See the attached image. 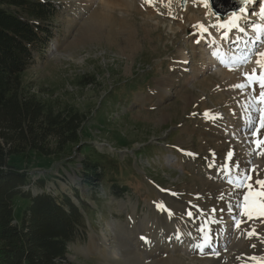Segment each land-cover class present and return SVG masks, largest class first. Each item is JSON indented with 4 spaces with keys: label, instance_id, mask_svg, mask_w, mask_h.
<instances>
[{
    "label": "rangeland",
    "instance_id": "1",
    "mask_svg": "<svg viewBox=\"0 0 264 264\" xmlns=\"http://www.w3.org/2000/svg\"><path fill=\"white\" fill-rule=\"evenodd\" d=\"M41 1L56 10L49 20L54 32L23 76L37 93L87 111L83 140L119 160L104 169L112 180L104 178L98 190L77 174L82 155L74 164L36 156L12 160L33 180L45 178L44 189L53 195L66 193L78 204L76 192L86 201V241L71 243L67 259L74 264H264V215L236 223L230 211L217 210L225 206L220 199L227 188L218 180L224 182V165L253 166L249 182L257 190L254 181L264 180V144L246 140L264 141V103L257 88L264 79L259 66L264 57L258 55L264 51V0H253L249 12L251 0L246 1L243 12L229 13L223 21L204 0H160L174 2L171 13L141 0H118L121 7L109 10L101 0ZM242 16L236 27L225 24ZM246 16L247 30L241 25ZM94 75L95 85L84 83ZM114 185L127 192L119 197L110 188ZM26 202L15 200L17 220ZM166 214L188 235H171L164 227ZM213 229L222 232V248L209 247L219 242ZM196 236L206 252L196 249Z\"/></svg>",
    "mask_w": 264,
    "mask_h": 264
},
{
    "label": "trees",
    "instance_id": "2",
    "mask_svg": "<svg viewBox=\"0 0 264 264\" xmlns=\"http://www.w3.org/2000/svg\"><path fill=\"white\" fill-rule=\"evenodd\" d=\"M54 17L49 2L0 0V264H74L67 259L68 246L87 237L86 201L76 192L78 204L66 193L46 191V179L33 180L14 158L36 156L74 164L82 155L77 174L96 190L109 174L104 169L119 161L83 140L87 111L47 92L37 93L23 76L35 65V52H45ZM84 83L95 85V75ZM110 188L119 197L127 192L124 187ZM17 199L27 201L19 220L14 212Z\"/></svg>",
    "mask_w": 264,
    "mask_h": 264
},
{
    "label": "crops",
    "instance_id": "3",
    "mask_svg": "<svg viewBox=\"0 0 264 264\" xmlns=\"http://www.w3.org/2000/svg\"><path fill=\"white\" fill-rule=\"evenodd\" d=\"M224 167L226 168V170H221V172L225 171V177H224V182L219 180V184L220 185H225L227 188V191L221 195L223 196V199H220V203L224 204V208L222 209L221 207L217 208V210H222L226 213L229 214L228 211L231 212V217L236 223H241V221H249L251 218H257L258 216L262 215L260 213V204L261 201L259 199L256 198H250V200L247 202V207H248V214H246L245 211V201H244V194H247V188L246 186H240L241 184V177L243 176V174L245 172H247L250 176L252 175V170H253V166L250 165H246V164H242L241 166H236V165H229L226 164L224 165ZM224 176V175H222ZM232 180L234 181L233 184H229L228 181ZM247 183H250L249 181H247ZM254 189L257 190L258 187L254 186ZM219 189V188H218ZM232 192H234L232 194ZM232 195V196H231ZM232 204V207H231ZM259 209V210H258ZM253 210H255L253 212ZM215 210H213V212H215ZM162 217L165 219L166 222V226H164L168 232L171 235H182L187 233L186 231H183V227L181 226H176L175 224H173L175 221H173L174 219L169 215H162ZM153 223H151L150 225H152ZM130 227V224L128 225ZM163 226V225H162ZM162 227V228H164ZM149 228H151V226H149ZM162 231V230H160ZM166 234V233H165ZM162 235V234H160ZM188 235V233H187ZM163 236V235H162ZM181 237V236H180ZM182 238V237H181ZM200 242V239H199ZM198 242V243H199ZM200 244L198 245V248H201L202 251H204L203 249L205 247H199ZM243 246H245V244H243Z\"/></svg>",
    "mask_w": 264,
    "mask_h": 264
},
{
    "label": "snow or ice",
    "instance_id": "4",
    "mask_svg": "<svg viewBox=\"0 0 264 264\" xmlns=\"http://www.w3.org/2000/svg\"><path fill=\"white\" fill-rule=\"evenodd\" d=\"M204 6L208 7V0H204ZM240 11L243 12L244 9L241 8ZM260 12L262 15H264V7L260 8ZM201 27H203V25H201ZM258 55L261 57H264V53H258ZM257 63H259V61H257ZM237 87H242V85H237ZM259 87L261 89V91H260V98H261L260 102L264 103V79L261 80ZM206 115H207V113H206ZM260 125L262 128H264V112H262V115H261ZM256 143H257V146H259L260 144H264V141L257 140ZM251 180H252V177L247 172H245L243 174V176L241 177L240 186H246V188H247V194H244L246 214H248L247 202L250 200V198L254 197V198L259 199L261 201V204H260L261 214L264 215V180L257 179L254 181L255 185H259V190L254 189L253 183H247V181H251ZM228 183L233 184L234 181L229 180ZM222 195H223V193H222ZM158 207H160L162 211L166 210L163 205H159ZM186 214L188 216H191L192 212L189 211ZM237 226H239V225L237 224ZM145 242L147 243L148 241H145Z\"/></svg>",
    "mask_w": 264,
    "mask_h": 264
},
{
    "label": "bare ground",
    "instance_id": "5",
    "mask_svg": "<svg viewBox=\"0 0 264 264\" xmlns=\"http://www.w3.org/2000/svg\"><path fill=\"white\" fill-rule=\"evenodd\" d=\"M141 2H143V3H145L146 5H148V6H150V7H154V8H157V9H160V8H162L163 6H166V10L169 12V13H171V11L173 10V7H172V5L174 4V2H173V4L171 3V2H168L166 5H164V4H162V2L160 1V0H141ZM209 2V1H208ZM251 2H253V0H251L250 2H249V4H248V7H247V10L249 9V5L251 4ZM101 3H102V5L105 7V8H107L108 10L109 9H114V8H117V7H121V3H120V1H118V0H101ZM246 6H247V4H246ZM245 6V7H246ZM172 9V10H171ZM163 10V9H162ZM247 13V12H246ZM232 14H238V12H236V13H231V14H229L227 17H229L230 15H232ZM226 17V18H227ZM247 17V16H246ZM243 19V16L239 19V18H235V17H233V18H228V19H226V25H227V27H229V29H231L232 27H233V25H235L234 27H236L237 25H239L238 23L240 22V20H242ZM248 20V19H247ZM211 21H213V20H211ZM240 27V26H239ZM231 30H229L228 32H230ZM263 53H264V51H263ZM222 61V60H221ZM258 65V64H257ZM255 66V65H254ZM260 66V69L261 70H263V68H264V64H261V65H259ZM258 66V67H259ZM257 67V66H256ZM255 67V68H256ZM254 68V67H253ZM224 70V72H226V73H228V75L230 74V76L233 78V79H235V81L236 80H240V83H242V82H244L245 80H243V78L240 76L239 77V75H237L236 73H231L230 72V70L229 69H223ZM264 71V70H263ZM237 72V71H236ZM242 72H244V71H242ZM245 74V73H244ZM264 78V77H263ZM172 80V79H171ZM246 82V81H245ZM261 82V81H260ZM260 82H258V85H260ZM257 83V82H256ZM238 84H239V82H238ZM242 85V84H241ZM246 85V84H245ZM245 87V86H244ZM257 87V86H256ZM247 88V87H246ZM259 90L258 91H261V89H260V87L258 86L257 87ZM257 96V95H256ZM260 96V95H259ZM251 141V140H250ZM252 142V141H251ZM253 143V142H252ZM144 226L146 227V225L144 224ZM177 241H178V239H176V240H174L173 242H174V244L175 243H177ZM214 246V245H213ZM213 246L212 247H210V248H213ZM207 248L206 249H208V246H206ZM135 254V253H134ZM133 255V254H132ZM131 256V255H130ZM132 259V258H131ZM135 259V258H134ZM166 260V259H165ZM167 261V260H166ZM216 261H218V260H216ZM215 261V262H216ZM164 262V261H163ZM165 263V262H164ZM159 264V263H158ZM162 264V263H161Z\"/></svg>",
    "mask_w": 264,
    "mask_h": 264
},
{
    "label": "water",
    "instance_id": "6",
    "mask_svg": "<svg viewBox=\"0 0 264 264\" xmlns=\"http://www.w3.org/2000/svg\"><path fill=\"white\" fill-rule=\"evenodd\" d=\"M211 10L223 21L229 13H236L248 0H234L235 4L227 3V0H208Z\"/></svg>",
    "mask_w": 264,
    "mask_h": 264
}]
</instances>
